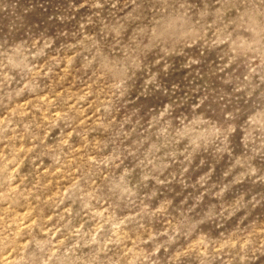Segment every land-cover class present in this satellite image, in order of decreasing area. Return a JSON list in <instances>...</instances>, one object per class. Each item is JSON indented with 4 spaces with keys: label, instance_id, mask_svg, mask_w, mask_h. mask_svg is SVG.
Masks as SVG:
<instances>
[{
    "label": "rangeland",
    "instance_id": "rangeland-1",
    "mask_svg": "<svg viewBox=\"0 0 264 264\" xmlns=\"http://www.w3.org/2000/svg\"><path fill=\"white\" fill-rule=\"evenodd\" d=\"M264 0H0V264H264Z\"/></svg>",
    "mask_w": 264,
    "mask_h": 264
},
{
    "label": "clouds",
    "instance_id": "clouds-1",
    "mask_svg": "<svg viewBox=\"0 0 264 264\" xmlns=\"http://www.w3.org/2000/svg\"><path fill=\"white\" fill-rule=\"evenodd\" d=\"M261 39H264V37H261Z\"/></svg>",
    "mask_w": 264,
    "mask_h": 264
}]
</instances>
